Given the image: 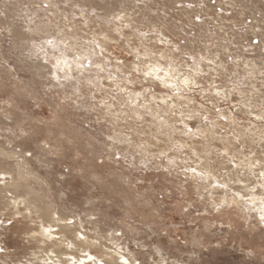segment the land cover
Here are the masks:
<instances>
[{
  "label": "rangeland",
  "instance_id": "374dc122",
  "mask_svg": "<svg viewBox=\"0 0 264 264\" xmlns=\"http://www.w3.org/2000/svg\"><path fill=\"white\" fill-rule=\"evenodd\" d=\"M0 264H264V0H0Z\"/></svg>",
  "mask_w": 264,
  "mask_h": 264
}]
</instances>
